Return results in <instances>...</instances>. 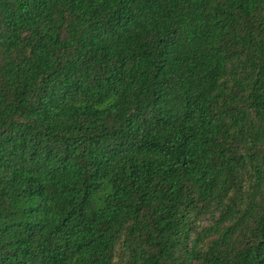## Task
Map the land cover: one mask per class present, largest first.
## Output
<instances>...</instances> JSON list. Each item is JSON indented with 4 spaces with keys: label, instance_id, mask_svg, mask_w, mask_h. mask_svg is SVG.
Segmentation results:
<instances>
[{
    "label": "trees",
    "instance_id": "obj_1",
    "mask_svg": "<svg viewBox=\"0 0 264 264\" xmlns=\"http://www.w3.org/2000/svg\"><path fill=\"white\" fill-rule=\"evenodd\" d=\"M0 264H264V0H0Z\"/></svg>",
    "mask_w": 264,
    "mask_h": 264
}]
</instances>
